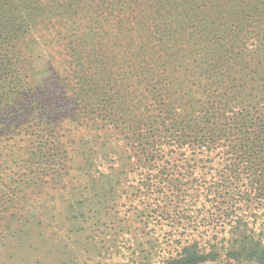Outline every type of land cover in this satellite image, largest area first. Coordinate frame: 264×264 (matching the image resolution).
<instances>
[{"label":"trees","instance_id":"16d2710c","mask_svg":"<svg viewBox=\"0 0 264 264\" xmlns=\"http://www.w3.org/2000/svg\"><path fill=\"white\" fill-rule=\"evenodd\" d=\"M2 205L22 247L113 216L116 264H264V0H0Z\"/></svg>","mask_w":264,"mask_h":264},{"label":"rangeland","instance_id":"374dc122","mask_svg":"<svg viewBox=\"0 0 264 264\" xmlns=\"http://www.w3.org/2000/svg\"><path fill=\"white\" fill-rule=\"evenodd\" d=\"M13 214L14 211H4L3 205L0 206V264H116L129 260L117 254L120 245L117 239L119 235L124 237L126 230L121 232L116 227L113 216L106 217L102 227L87 220L71 233L52 219L47 224L49 220L43 216L42 225L35 226L31 240L25 241L22 247L23 243L18 244L17 239L7 240L13 234H20L21 227L29 229L35 220L31 216L24 226L23 220H13ZM54 214L55 211L48 210L46 215Z\"/></svg>","mask_w":264,"mask_h":264}]
</instances>
